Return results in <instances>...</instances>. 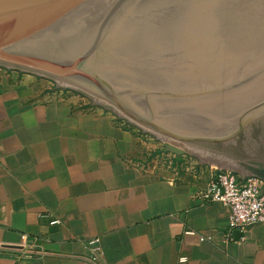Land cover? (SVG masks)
I'll return each instance as SVG.
<instances>
[{
    "label": "crops",
    "instance_id": "crops-1",
    "mask_svg": "<svg viewBox=\"0 0 264 264\" xmlns=\"http://www.w3.org/2000/svg\"><path fill=\"white\" fill-rule=\"evenodd\" d=\"M212 176L105 106L0 71V264H264V224L231 229L202 197Z\"/></svg>",
    "mask_w": 264,
    "mask_h": 264
},
{
    "label": "water",
    "instance_id": "water-1",
    "mask_svg": "<svg viewBox=\"0 0 264 264\" xmlns=\"http://www.w3.org/2000/svg\"><path fill=\"white\" fill-rule=\"evenodd\" d=\"M0 64L243 178L264 172V0H0Z\"/></svg>",
    "mask_w": 264,
    "mask_h": 264
},
{
    "label": "built area",
    "instance_id": "built-area-1",
    "mask_svg": "<svg viewBox=\"0 0 264 264\" xmlns=\"http://www.w3.org/2000/svg\"><path fill=\"white\" fill-rule=\"evenodd\" d=\"M212 179L202 192L205 200L219 201L229 207L231 229L248 230L254 224H264V178L246 174L244 178L230 170L212 169ZM200 239L206 236L200 235ZM96 240H92L94 242ZM97 256H92L96 260Z\"/></svg>",
    "mask_w": 264,
    "mask_h": 264
},
{
    "label": "rangeland",
    "instance_id": "rangeland-1",
    "mask_svg": "<svg viewBox=\"0 0 264 264\" xmlns=\"http://www.w3.org/2000/svg\"><path fill=\"white\" fill-rule=\"evenodd\" d=\"M0 71L10 72V73H13L15 76H21V78H24V77L28 78L30 83L38 85L44 92H47V91H51V92L64 91L65 93H68V94L70 93V94L77 95L80 98L81 102L85 105H88L91 107H104L105 106L102 103L95 100L94 98H92L89 95L85 94L84 92L80 91L79 89L65 85L63 83H60V82L53 80L49 77H46L44 75L33 73L30 71L16 69V68L1 65V64H0ZM105 107H107V106H105ZM108 109L111 110L113 113H116V115L118 117H120V119L124 120L125 123H128L130 126L134 127L135 131L138 132L141 137L145 138L149 142H153L154 144H156L158 149H160L161 151L164 150L165 152L168 153L169 156L180 157L182 162H184V163L187 162L188 165L203 167L204 169L206 168V169H211V170L216 169V168H221L224 170H230V171H232L238 175H241V173L238 170L225 169L223 167H218L214 163L198 156L197 154H195V153H193V152H191L185 148L177 146V145H175V144H173V143L149 132L148 130L142 128L141 126H139L135 122L127 119L126 117L120 115L119 113L115 112L114 110H112L110 108H108ZM128 120L131 121L132 123H130ZM165 143H169V144L179 148L183 152L178 154L174 151L167 150L165 148Z\"/></svg>",
    "mask_w": 264,
    "mask_h": 264
},
{
    "label": "trees",
    "instance_id": "trees-1",
    "mask_svg": "<svg viewBox=\"0 0 264 264\" xmlns=\"http://www.w3.org/2000/svg\"><path fill=\"white\" fill-rule=\"evenodd\" d=\"M258 173L264 177V172H258Z\"/></svg>",
    "mask_w": 264,
    "mask_h": 264
}]
</instances>
